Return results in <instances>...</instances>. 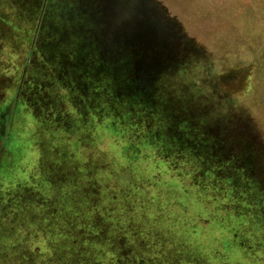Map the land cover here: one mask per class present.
<instances>
[{
    "label": "rangeland",
    "instance_id": "rangeland-1",
    "mask_svg": "<svg viewBox=\"0 0 264 264\" xmlns=\"http://www.w3.org/2000/svg\"><path fill=\"white\" fill-rule=\"evenodd\" d=\"M165 1H174L164 13L181 37L150 47L129 40L121 17L109 20L104 0H47L50 37L64 33L50 51L64 53L63 68H44L40 53L27 74L26 54L0 63L17 66L0 73V114L16 98L0 151V264H31L34 255L64 264H264V86L254 84L264 37L245 33L251 23L239 21L236 2L228 15L213 14L209 0ZM16 7L17 32L0 27L14 49L33 9ZM233 25L240 35L225 36ZM236 127L250 146L230 135L219 154L200 135Z\"/></svg>",
    "mask_w": 264,
    "mask_h": 264
},
{
    "label": "trees",
    "instance_id": "trees-1",
    "mask_svg": "<svg viewBox=\"0 0 264 264\" xmlns=\"http://www.w3.org/2000/svg\"><path fill=\"white\" fill-rule=\"evenodd\" d=\"M9 1L8 5H3L0 4V27L3 29L6 25V27H10L12 29V31L14 33L17 32V25L16 22L14 21L15 18L12 17H16L17 15V7L16 5L18 4L19 0H7ZM49 5V4H48ZM45 9V8H44ZM61 13L60 9H59V14ZM40 18L38 20V22L35 24V27H33L32 29L30 28L29 33L27 34V38L25 41H20L22 43H27L28 48H27V53H20L18 52V48L14 49L15 47H10L8 46V41L4 40L2 37H0V63L1 62H6L8 60H10V58H8L10 56V53H18V54H26L25 58H24V62H23V67L22 73H26L28 72V68H29V64L31 63V61H33L34 59H31V57L34 55H39L43 57V62L46 64L51 65L54 61L55 64L48 68L47 65L43 64L44 68L47 69H51V70H58L59 68H63L62 66H64L63 62H64V53H57L54 54L52 52L48 53V52H44L42 50H40L39 48H37L36 46L38 45L39 42H43L44 40L46 42H48L49 40H53L54 44L56 43H60L62 42V44L64 45V33L63 32H57V30L55 29V33L50 37V32L49 31V20L47 18V16H45L44 11L42 10L41 14H40ZM48 22V23H46ZM61 26L64 27V20L63 19H59V25L56 24L57 29H59ZM29 27H31V25H29ZM1 29V30H2ZM60 29H64V28H60ZM45 33L46 36H43V34ZM2 34V33H1ZM0 34V35H1ZM50 39H48V37ZM9 48V49H7ZM37 48V49H36ZM60 48L61 50H64V47H54V50ZM33 50H38L39 52H33ZM56 56V59L54 58ZM17 57H19V55H17ZM55 59V60H54ZM61 62V63H60ZM32 65L36 66L34 68H37L38 70L43 69L40 65L39 62L36 61L34 62ZM14 66V65H13ZM12 66V67H13ZM21 66V65H20ZM5 68L4 65H0V73L1 71H7V70H15L16 68ZM14 67H17L16 65ZM21 68V67H20ZM232 70L231 71H236L238 70L237 66L231 67ZM33 71V69H32ZM6 74V73H3ZM2 74V75H3ZM2 75L0 76V78L2 77ZM37 81L34 82V84H36ZM20 86V85H19ZM1 87V86H0ZM33 87V86H32ZM2 88V87H1ZM158 99V103L162 102V98H157ZM208 99V98H207ZM16 98H13L12 102L9 105H6L5 110L0 114V151L1 149H5V148H9V131H8V127L11 124L12 121V116L13 113H15V109H16V103H15ZM225 100V99H224ZM226 101H228L226 99ZM223 102V101H222ZM207 105L209 106V103H207ZM204 112V111H203ZM195 114V113H194ZM193 113H190V115H187L189 117L188 118V122H193L192 119H194V121H197V116H195ZM206 116L205 114L202 113L201 115ZM193 117V118H191ZM186 118V117H185ZM190 122L192 126V123ZM202 122V121H201ZM231 123H235L230 121ZM189 128V127H188ZM237 129L233 130L232 132L230 131H225V132H219L218 134L215 132H210L209 129L207 128V130L205 129V131L201 130L200 135L201 138H203V140H210L211 144H208V148L212 149V151L217 152L219 151V154H223L224 150H223V146H226V142H228V138H230V135L232 137L236 136L237 139H244L243 143L250 146V140L252 139V136H250L249 133H247L245 130L240 129L238 127H236ZM199 131V130H198ZM183 134V133H182ZM180 138V141L182 140V138L180 137V135H178L177 139ZM199 138V137H198ZM253 138H256V136H254ZM247 139V140H246ZM249 140V141H248ZM201 144H203L201 142ZM241 147V146H240ZM252 148H254L253 146H251ZM255 147H257L255 145ZM203 148V146H202ZM264 148V146H263ZM244 148H241V150H243ZM257 150V149H256ZM222 152V153H221ZM238 153V152H237ZM219 154H217L219 156ZM229 157L230 160L234 159L236 155H232L231 156V152H229ZM237 160V159H236ZM236 160H234L233 162L237 164ZM228 164H230L229 162H227ZM251 170V169H250ZM250 179L252 180V177L250 176ZM30 252H23L22 253V259L25 261H30ZM29 263V262H27ZM31 264H64V262L62 261H55L54 258H50V260H43L40 256H35L33 257V261L31 260Z\"/></svg>",
    "mask_w": 264,
    "mask_h": 264
},
{
    "label": "crops",
    "instance_id": "crops-1",
    "mask_svg": "<svg viewBox=\"0 0 264 264\" xmlns=\"http://www.w3.org/2000/svg\"><path fill=\"white\" fill-rule=\"evenodd\" d=\"M209 1H210V3L217 5V6H214V7H216V8H214L216 10L214 11L213 14H216L217 11H220V8H221V12L223 14H228L232 4L234 2H236L235 4L238 6L237 11H238V14L240 16L239 21L243 22L244 24L251 23L248 26H246V27H250L251 32L245 31V33H248V34L253 33V35L258 33L259 37H264V0H209ZM8 3H9V1H7V0H0V4L8 5ZM46 3H47V0H19L18 1L19 5H31L33 7L32 18L30 19V21H31V27L30 28L31 29L33 27H35V24L38 22V20L41 16L40 14H41L42 10L44 11ZM182 3H184L183 0H182ZM170 4L175 6L174 1H173V3L172 2L169 3V2H166L165 0H163L162 4L158 2V7L160 9V6H161L162 9H160V10L164 13L165 10H167L166 7L168 8L170 6ZM214 9L212 8V10H214ZM196 15H198L197 12H196ZM203 17H201V18H203ZM203 19L208 23V26H211L213 28H218L217 27L218 25L214 24L216 21L210 20V18L207 14L205 15V17ZM213 24L215 26H213ZM237 28H238V26L236 27L235 25H233L231 32L225 36H232V33L234 30L237 31V33H239V35H240L241 29H239L240 27L238 29ZM241 35H243V34L241 33ZM27 48H28L27 43L26 44L22 43V46L18 48L19 49L18 52L27 53L28 52ZM256 53H257L259 65H258V69L255 71V75L258 76V81H255L254 84H256L257 86H264V82L263 83L261 82V80L264 81V41L260 43L259 47L257 48Z\"/></svg>",
    "mask_w": 264,
    "mask_h": 264
},
{
    "label": "water",
    "instance_id": "water-1",
    "mask_svg": "<svg viewBox=\"0 0 264 264\" xmlns=\"http://www.w3.org/2000/svg\"><path fill=\"white\" fill-rule=\"evenodd\" d=\"M111 3H119V0H110ZM153 0H128L127 6H122L126 12L137 18L138 29L134 32L128 25L126 28L129 40L131 42H144L151 47L152 43L176 42L179 35V28L170 23L165 14L159 9L158 5L155 9ZM125 11L119 12L117 18L121 17V21L127 22ZM147 73L146 68L143 71Z\"/></svg>",
    "mask_w": 264,
    "mask_h": 264
},
{
    "label": "flooded vegetation",
    "instance_id": "flooded-vegetation-1",
    "mask_svg": "<svg viewBox=\"0 0 264 264\" xmlns=\"http://www.w3.org/2000/svg\"><path fill=\"white\" fill-rule=\"evenodd\" d=\"M105 1V6H106V9L108 10V13H107V15H108V17H109V20L110 21H112V18H113V20H114V22H116L117 21V14L119 13V12H126V9H122V6H127V2H128V0H119V3H111V1L110 0H104ZM106 15V16H107ZM112 17V18H111ZM125 18H126V20H127V22L125 23L126 24V26H130V28L134 31V32H136L137 31V29H138V23H137V21L135 20V17L133 16L132 17V15L131 14H129V12H126L125 13ZM125 30H126V28H125ZM54 44V41L51 39L47 44H48V46L46 47L45 46V44H43V45H40L39 43H38V45L36 46L37 48H39L40 50H42V51H46V52H48V53H50V51H52V47H51V44ZM36 48V49H37Z\"/></svg>",
    "mask_w": 264,
    "mask_h": 264
}]
</instances>
